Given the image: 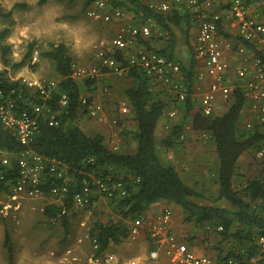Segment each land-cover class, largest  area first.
Wrapping results in <instances>:
<instances>
[{
  "label": "trees",
  "instance_id": "obj_1",
  "mask_svg": "<svg viewBox=\"0 0 264 264\" xmlns=\"http://www.w3.org/2000/svg\"><path fill=\"white\" fill-rule=\"evenodd\" d=\"M46 1L39 0V3L44 4ZM94 1L85 0L82 10H86ZM110 2L114 6L124 7L131 11L142 22L155 23L156 26L152 27L153 35L158 32L167 33L166 47L157 52L167 58L174 59L176 38L169 24L175 26H181L183 23L191 24L189 12L171 10L165 14L156 13L139 0H110ZM221 32L224 37L228 36L222 30ZM185 33L187 34V31ZM149 40L141 42L147 49H151L148 44ZM4 49L2 48L3 51ZM190 49L192 56L190 64L185 66L178 62L188 85L189 94L192 93L196 68L194 52L192 47ZM32 51L33 45L31 44L24 58L16 66L25 64ZM42 55L53 63L58 76L57 89L53 92L52 99L45 102L52 112L59 111L56 115L58 124L53 126L49 124L48 113L41 115L38 119V132L28 144L23 145L12 130L0 123V200L5 196V199H10L15 194L13 188L18 178L17 160L12 157L9 164L4 165L1 161L3 153L18 154L24 150H31L43 157L56 159L67 165L68 172L75 181V184L68 186L61 204L53 202L43 209L44 223L52 225L55 223L54 221L60 222L66 235L69 231L70 217L68 213L74 207L73 194L82 187L81 183L84 179L89 181V186L95 191V186L90 185L92 183L90 174L98 179L110 176L112 180L122 181L127 187L124 196L114 194L115 196L110 198L103 197L119 210L121 220L92 222L88 230V238L92 246L97 245L96 249H92L93 257H103L111 244H120L127 239L136 242L137 239L130 234L132 227L128 221L140 217L150 204L163 200L175 204L180 209L176 211L179 216L183 217L184 222L202 227L207 226V229L210 227L220 237V241L211 247L216 254L208 255L209 257L216 259L219 264L226 263L229 257L241 260L242 258L235 254V249L241 251L245 248L247 257L243 264H249V259L255 256L259 249L258 238L264 236V173L260 171L256 176L248 178L243 188L235 186L236 180L240 176L237 169L241 157L250 150L260 149L264 142V134L256 125L252 129H246L243 124V111L246 102L242 93L235 91L228 108L222 114L210 116L203 115L200 110L195 111L194 103L190 96H187L186 100L179 104L182 113L181 119L169 123V131L161 140V145L165 149L176 147L188 121L191 123L192 130L210 135L218 166L215 201H222L228 206L206 204L203 202L205 196L185 183L172 165L163 164L158 155L156 132L166 117L169 106L176 104L173 96L167 94V99H161L154 92L151 80L145 76L143 71L135 68L127 70L124 75L131 81V85L124 91V96L128 102L127 115L131 116L136 127L131 132H129L130 130L122 131L124 134L131 135L135 146L130 153L113 151L106 146L103 134L89 135L83 131L78 122V118L83 112L82 90L73 77V59L68 52V47L64 43L51 44L50 48ZM107 56L115 57L124 65L126 64L122 51L119 49L108 51ZM2 61L4 66L8 64L3 52ZM94 63L98 65L100 61L95 60ZM5 73V70H0L1 90L10 93L17 89L24 97L28 98L33 95L21 85L20 80H10ZM100 77L103 76L88 78L85 83L96 82ZM63 94L67 103L61 107L59 101ZM29 99H31V103L19 101L18 106L30 112L32 103L44 104L43 100L38 98L32 99L31 97ZM88 99L90 100V98ZM117 123L116 128L120 129L121 124L119 121ZM52 181H55L54 177L40 185V190L45 196L50 194ZM99 197L101 196L92 194L89 205L85 207H91ZM170 224L172 232L177 236L174 210H171ZM219 227L221 229H218ZM177 237L189 245L196 243L194 236L184 239ZM146 240L150 247L152 242L147 238ZM230 240L234 242L232 249L223 253L221 245ZM200 244L202 245V243ZM5 246L11 255L12 245L8 232L5 233ZM258 264H264V258L258 260Z\"/></svg>",
  "mask_w": 264,
  "mask_h": 264
},
{
  "label": "built area",
  "instance_id": "obj_2",
  "mask_svg": "<svg viewBox=\"0 0 264 264\" xmlns=\"http://www.w3.org/2000/svg\"><path fill=\"white\" fill-rule=\"evenodd\" d=\"M139 1L156 13L165 14L177 10L189 12L191 20L194 19L196 35L192 49L196 60L195 76L199 82L206 81L204 83L206 88L200 92L197 109L205 116L213 115L221 105L228 108L234 92L239 91L246 102L243 111L246 129H252L256 125L264 134V0ZM111 4L110 0H95L89 6L87 14L104 23L121 22V26L109 42H101L98 47L95 59L100 61V64L88 69H74L73 77L78 76L84 80L109 74L123 75L127 70L135 68L143 71L151 80L153 90L159 88L173 96L176 104L183 103L187 96L195 103L196 95L193 91L188 93V85L179 63L141 44L152 37V27L156 24L150 21L142 22L133 14L134 18L138 19L136 23L129 19L130 17L127 18L124 8ZM221 30L228 36L224 37ZM157 35L161 36L162 33L158 32ZM113 49L122 51L125 65L119 59L107 56V52ZM230 56L233 57V61ZM33 59L36 60V55ZM20 83L33 94L32 99L43 100L44 104L32 103L31 111L28 112L21 109L18 102L31 103L29 99L31 97H24L17 89L10 93L0 89V123L12 130L18 141L25 145L38 132V119L41 115L48 113L49 124L52 126L58 124L56 115L59 111L52 112L45 104L52 99L58 82L31 75L20 78ZM66 103L67 99L63 94L59 104L64 107ZM81 103L84 106L87 99L82 97ZM176 110L171 109L168 115L173 118ZM119 113L120 115L128 113L125 102L121 104ZM91 114L95 115V111L91 110ZM116 123L117 120L114 119L112 124ZM258 155L262 156L263 153L259 152ZM12 157L17 160L18 172L17 183L13 188L15 194L12 197L51 198L54 203L61 204L68 186L75 184L67 165L56 159L24 150L18 154L4 152L1 157L2 164L8 165ZM51 177H54L55 181H52L50 194L45 196L40 190V185ZM89 177L92 180L90 185L95 186V191L89 186V181L84 179L82 187L72 196L75 208L89 205L92 194L110 198L115 196L114 194L124 196L127 192V187L122 181L112 180L110 176L98 179L90 174ZM170 223L169 208H165L151 219L137 218V223L131 228V234L136 236L139 228L143 227L153 242V248L142 261L149 264H219L216 259L204 253H197L187 242L178 238L172 232ZM257 245L259 257H251L249 264H258V260L264 258V236L258 238ZM93 248L96 249L97 245ZM92 258L94 264H116L113 254L107 253L103 257ZM243 261L246 262L245 259L229 257L224 264H243ZM126 264H136V261L131 260Z\"/></svg>",
  "mask_w": 264,
  "mask_h": 264
},
{
  "label": "rangeland",
  "instance_id": "obj_3",
  "mask_svg": "<svg viewBox=\"0 0 264 264\" xmlns=\"http://www.w3.org/2000/svg\"><path fill=\"white\" fill-rule=\"evenodd\" d=\"M84 2L85 0L70 2L47 0L44 4H40L39 0H0V70H5L6 77L10 80H20L22 77L35 75L58 82L53 63L42 54L50 48L51 44L59 43H64L68 47V52L73 59V70L93 67L101 42H109L121 26V22L104 23L94 19L87 14L89 7L82 10ZM124 9L127 12V18L130 17L129 19L138 23L133 13ZM194 23L193 19L190 25L186 23L181 26L171 23L169 25L172 26L173 31L180 34L182 30L185 33L187 28L189 31L190 27H195ZM154 36L166 44L168 36L152 35L153 38ZM190 37L193 40V34ZM31 44L33 45L31 56L27 58L25 64L16 66L24 58ZM2 48L7 49L3 51ZM183 49H185L184 46ZM2 52L8 60L6 66L3 65ZM34 55L36 60L33 59ZM180 63L183 64L182 61ZM75 79L82 90V97L87 99V103L82 107L83 112L78 118L83 131L89 135L103 134L109 149L131 152L134 145L132 137L130 134H124L122 130L131 132L136 127V123L127 113L125 115L119 113L121 104L125 102L124 91L131 85V81L124 74H109L90 84H86V79L82 80L78 76ZM160 91L159 88L154 89L158 96H162L164 92ZM194 91L199 94L196 93L198 99L194 103L196 111L200 93L196 87ZM164 95L167 94L164 93ZM169 107L177 109L176 115L173 118L166 115L160 127V132H163L162 134L159 132L160 135H157V138L159 136L162 138L168 133L170 122L181 119L179 105ZM225 109L221 105L215 114H222ZM91 110L95 111V115L91 114ZM114 119L120 122V129L116 128V124H112ZM183 131L182 138L176 147L165 149L160 143L157 144L162 163L172 165L185 183L202 193L205 196L204 203L226 205L222 201H215L218 166L210 135L192 130L190 121L185 124ZM259 152L263 155L259 156ZM260 171L264 173V142L260 149L250 150L241 157L237 169L240 176L236 180L235 187L243 188L248 178L256 176ZM5 198L0 200V264H94L93 246L88 238V230L92 222L121 220L119 210L103 197H99L91 207L72 208L68 213L69 231L66 235L60 222L54 221L52 225L44 223L43 209L53 203V199H23L18 196L13 201L12 197ZM174 211L177 236L183 239L194 236L196 243L192 246L202 249L206 255L216 254L211 247L220 241V237L211 230L212 228L207 229V226L184 222L178 211ZM128 223L132 224V220ZM6 232L11 239V255L5 246ZM140 241L141 239H137L136 242H131L127 239L120 244H111L106 254H113L116 264H126L130 258L143 253ZM233 244L232 240L224 242L221 245L222 252L232 249ZM259 253L257 249L253 257H259ZM235 254L242 259L247 257L245 248L241 251H237L236 248Z\"/></svg>",
  "mask_w": 264,
  "mask_h": 264
},
{
  "label": "crops",
  "instance_id": "obj_4",
  "mask_svg": "<svg viewBox=\"0 0 264 264\" xmlns=\"http://www.w3.org/2000/svg\"><path fill=\"white\" fill-rule=\"evenodd\" d=\"M162 1H165V0H162ZM168 1V0H167ZM172 0H169V2H171ZM191 19V18H190ZM192 21V20H191ZM190 25V24H189ZM172 27V26H171ZM188 27V26H187ZM186 31H188V28H187V30H185V32ZM189 31H190V34H189ZM189 31H188V33L186 34V33H184L183 32V30H182V32L180 33V34H178L175 30L173 31L172 30V33L174 34V36H175V38H176V44H175V47H174V60H176L177 62H183V64L185 65V66H188L189 64H190V60H191V49H190V47H192V43H193V40H194V34L196 35V28L194 27V26H192V27H190L189 28ZM192 31H193V33H192ZM164 35H168L167 33H163ZM183 34H184V37H183ZM191 34H193V40L191 39ZM155 38H151L150 40H149V46H150V48L151 49H153V50H155V51H160V50H162V49H164L165 47H166V44H164V42H162V41H160V40H158L157 38H156V36H154ZM183 46L185 47V49H183ZM230 58H231V60L233 61L234 59H233V57H231L230 56ZM180 60V61H179ZM195 73H196V70H194V76H193V81H194V84H193V86H192V91L194 92V94L196 95V93H195V91H194V88L196 87L198 90H199V93H200V89H201V91L204 89V88H206V84H204V83H206V81H204V82H199L198 80H197V78H196V76H195ZM162 93V92H161ZM165 93V92H164ZM164 93H163V95L162 96H159L161 99H167V96L166 95H164ZM167 94V93H166ZM198 94V93H197ZM199 95V94H198ZM195 99H198V96H196L195 97ZM125 103H126V105H127V108H128V102H127V100L125 99ZM170 109V108H169ZM172 109V108H171ZM170 109V110H171ZM167 114H168V112H167ZM166 118V117H165ZM165 118H164V120H165ZM243 119H245V116H244V114H243ZM164 120H163V122H164ZM163 122L161 123V124H163ZM161 124L159 125V127H158V131L156 132V136L157 135H160V133L161 132H163V131H161L160 132V130H161ZM160 132V133H159ZM162 134V133H161ZM167 134V133H166ZM165 134V135H166ZM164 135V136H165ZM163 136V137H164ZM162 137V138H163ZM158 138H160V136L158 137ZM157 137H156V142H157V144L158 143H160L161 144V140H162V138H160V139H158ZM134 144V143H133ZM133 148H134V145H133ZM158 151V150H157ZM130 152V151H129ZM129 152H124V153H129ZM132 152V151H131ZM160 158V157H159ZM160 160H161V158H160ZM18 196H16V197H12V200L13 201H15L16 200V198H17ZM23 199H24V197H22ZM19 204V203H18ZM165 208H169V209H171V210H178V207L175 205V204H173V203H170V202H166V201H163V200H161V201H157V202H154V203H152V204H150L148 207H147V209H146V211L140 216V217H145V218H149V219H151V218H153L155 215H157V214H159V213H161ZM137 218H139V217H137ZM137 218L136 219H134V220H132V224H131V227L133 226V224L135 225L136 223H137ZM170 226H171V224H170ZM174 230V229H173ZM131 234V233H130ZM132 235V234H131ZM132 237L133 238H136V239H141V241H140V247H141V249H143V253L142 254H137L136 256H134L133 258H130V260L129 261H131V260H135L136 261V264H149L148 262H146V261H142V260H144L145 259V257L147 256V253L149 252V250H151L152 248H153V246H152V244H153V242L150 240V238L148 237V235H147V233L146 232H144V228L143 227H140L139 228V231H138V234L136 235V236H133L132 235ZM146 238L148 239V240H150L151 242H152V244L150 245V247H149V242H147V240H146ZM191 247H192V249L193 250H195L197 253H199V254H201V253H204V252H202V249L201 250H199V249H197L196 247H194V246H192V245H190ZM244 260V259H243Z\"/></svg>",
  "mask_w": 264,
  "mask_h": 264
}]
</instances>
